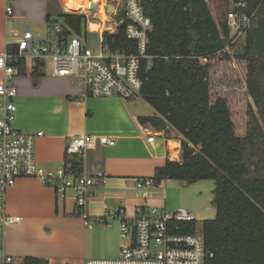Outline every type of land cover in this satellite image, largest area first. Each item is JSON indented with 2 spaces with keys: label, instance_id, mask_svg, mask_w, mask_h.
Masks as SVG:
<instances>
[{
  "label": "trees",
  "instance_id": "trees-1",
  "mask_svg": "<svg viewBox=\"0 0 264 264\" xmlns=\"http://www.w3.org/2000/svg\"><path fill=\"white\" fill-rule=\"evenodd\" d=\"M238 1L232 0L231 10ZM242 2L246 6L242 11L255 15L253 25L232 40L227 26L223 35L219 31L206 0H141L151 28L147 58L140 60L139 95L158 117H139L138 122L166 134L169 128L180 142V162L166 161L156 170V181L169 179L187 186L203 180L214 183L215 218L201 225L205 248L213 255L205 264H264V118L260 124L253 110V106L261 110L264 102L260 62L264 60V0ZM54 15L61 19L65 33L80 38L85 34L84 17L69 11H48L49 33L58 24L51 20ZM104 38L110 51L137 52L124 25L118 34ZM231 60L242 63L252 101L244 111V124L237 121L227 100L211 91V69L218 61ZM31 74L36 79L42 70L34 68ZM77 157L66 156L64 167L76 176L82 173ZM188 226L193 232L194 223ZM19 264L47 262L26 257Z\"/></svg>",
  "mask_w": 264,
  "mask_h": 264
},
{
  "label": "crops",
  "instance_id": "crops-1",
  "mask_svg": "<svg viewBox=\"0 0 264 264\" xmlns=\"http://www.w3.org/2000/svg\"><path fill=\"white\" fill-rule=\"evenodd\" d=\"M86 1L0 0V54L7 46L15 45L26 28H30L36 41L45 40L49 34L44 37L40 31L45 25L47 28L48 11H77L84 17ZM8 3L12 8L9 16ZM91 20L84 21L85 33L97 29ZM25 68V74L12 80L16 89L12 125L22 131L43 132L35 141L38 167L44 171L65 167V146L76 136L108 137L115 142L112 146L97 143L76 158L82 173L104 176L103 183L88 190L84 210L89 219L96 222L105 210L112 215L116 209H121L125 217H134L136 208L166 212L183 209L195 217L196 223L197 219L203 222L215 218V210L211 208H193L183 183L156 181V170L166 161L179 160L181 151L179 140L169 128L166 135L158 134L155 142H147L149 133L165 131L142 125L138 118L158 117L156 112L143 108L136 98L81 99L83 90L72 78L52 77L42 70V75L34 79L31 63ZM143 110L146 113H141ZM138 178L151 179L154 185L138 189L135 186ZM5 213L20 217L21 221L0 226V264H5L7 257L15 264L16 259L26 257L42 259L47 264H84L93 259H115L122 246L115 216L107 219V225L95 223L89 229L78 215L72 192L61 199L54 189L36 179H19L8 189Z\"/></svg>",
  "mask_w": 264,
  "mask_h": 264
},
{
  "label": "built area",
  "instance_id": "built-area-1",
  "mask_svg": "<svg viewBox=\"0 0 264 264\" xmlns=\"http://www.w3.org/2000/svg\"><path fill=\"white\" fill-rule=\"evenodd\" d=\"M87 1L88 7L83 13L86 23L91 19L100 22L96 24L95 31L89 30L90 33L98 34L97 51L87 48L80 37L65 33L60 24H55L43 41H36L30 28H26L16 44L7 46L0 54V226L21 221L20 217L5 213L8 189L19 179H36L43 186L54 189L61 199L72 192L78 215L89 229L95 223L107 225L109 217L117 218L122 242L118 257L88 260L84 264H205L213 255L205 248L201 229L198 230L192 214L183 209L166 212L155 208H136L134 217H125L121 209H116L112 215L105 210L95 222L87 217L84 209L88 190L103 183V174L87 176L81 173L76 176L64 167L56 171H44L35 161V141L43 136V132L22 131L12 125L16 112V89L12 80L21 76L22 68L29 62L31 69L46 70L52 77L72 78L83 90L81 99L132 100L139 95L142 87L140 60L147 58V33L151 28L150 20L143 13L141 0H98L96 9L91 8L92 0ZM109 5L114 7L112 14L107 13ZM245 8V3L240 0L235 4V10L226 14V26L232 40L239 38L253 25L255 15L245 14L242 11ZM6 13L8 16L12 14L9 3ZM118 15L119 18L115 19ZM123 25L126 37L136 43L135 54L110 51L105 45L104 36L118 34ZM158 134L164 136L166 132L149 133L147 142H155ZM97 143L112 146L115 142L108 137L76 136L67 141L65 155L69 158L82 156ZM176 162H180V158ZM153 185L151 179L135 180L138 189ZM192 223L193 232H189L188 225ZM12 262L9 257L4 260L5 264Z\"/></svg>",
  "mask_w": 264,
  "mask_h": 264
},
{
  "label": "rangeland",
  "instance_id": "rangeland-1",
  "mask_svg": "<svg viewBox=\"0 0 264 264\" xmlns=\"http://www.w3.org/2000/svg\"><path fill=\"white\" fill-rule=\"evenodd\" d=\"M207 7L209 8L212 17L223 35V31L226 27V13L233 8L232 0H206ZM74 13L80 14L77 11H73ZM112 14V11H111ZM53 19L57 21L58 24L61 25V19L59 17L53 16ZM105 20V18H103ZM92 23L99 24L100 22L97 20H91ZM255 25V23H254ZM40 34L44 37L49 34V31L46 28V25L42 27ZM85 38V39H84ZM82 42L84 46L91 49L92 51H97L99 48V39L98 34L89 33L86 31L85 34L81 36ZM263 62L264 60L260 61ZM263 81L262 86L264 90V69H263ZM210 81H211V91L214 97L223 96L228 104H230L231 109H234V115L237 118V121H242L244 124V111L248 104L252 101L248 94L246 93L245 82H244V71L242 63H238L235 60H231L229 62L218 61L215 66L211 69L210 72ZM136 100L139 104L146 108L149 112H155V110L146 103L143 98L138 95ZM147 110H143L141 113H146ZM254 114L258 118L260 124H262V120L264 118V102L261 110L257 109L253 106ZM240 111V113H239ZM242 127V125H241ZM186 190L188 192L187 199L188 201L194 205L195 207H204L206 210L211 208V210H215L212 207V190L214 187V183L211 180H203L198 181L195 184L186 185ZM202 221L197 219V228L201 229ZM21 259H16L19 264ZM12 264H15L12 262Z\"/></svg>",
  "mask_w": 264,
  "mask_h": 264
},
{
  "label": "water",
  "instance_id": "water-1",
  "mask_svg": "<svg viewBox=\"0 0 264 264\" xmlns=\"http://www.w3.org/2000/svg\"><path fill=\"white\" fill-rule=\"evenodd\" d=\"M91 8H92V9H96V6L91 5ZM113 9H114L113 5H109L108 8H107V13H108V14H111V11H113ZM120 15L123 16L124 13L121 12ZM114 18H115V19L119 18V15H118V16H115Z\"/></svg>",
  "mask_w": 264,
  "mask_h": 264
},
{
  "label": "bare ground",
  "instance_id": "bare-ground-1",
  "mask_svg": "<svg viewBox=\"0 0 264 264\" xmlns=\"http://www.w3.org/2000/svg\"><path fill=\"white\" fill-rule=\"evenodd\" d=\"M96 2H97V1L92 0V5H93V6H96ZM86 7H88V1H86ZM90 29H91V27H90Z\"/></svg>",
  "mask_w": 264,
  "mask_h": 264
}]
</instances>
